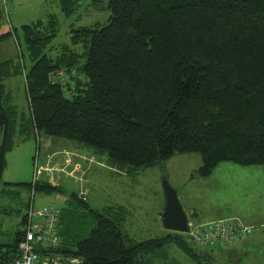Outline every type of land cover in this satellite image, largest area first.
<instances>
[{
    "label": "trees",
    "instance_id": "obj_1",
    "mask_svg": "<svg viewBox=\"0 0 264 264\" xmlns=\"http://www.w3.org/2000/svg\"><path fill=\"white\" fill-rule=\"evenodd\" d=\"M58 3L68 14L78 0ZM107 10L102 26L70 29L69 43L54 55V13L20 27L31 65L23 71L21 49L18 59L0 60V179L16 132L28 134L3 84L17 75H24L35 137L74 141L111 168L164 164L176 153L200 155L198 177L222 161L264 164V0H107ZM58 71L64 82L53 78ZM1 185L0 196L13 200L22 189L60 190L48 179ZM56 207L58 242L35 249L61 256L63 264L73 257L78 264H150L149 255L168 242L197 258L180 232L132 238L123 229L128 212L122 205L98 209L73 191ZM27 212L12 229L0 220V264L18 257Z\"/></svg>",
    "mask_w": 264,
    "mask_h": 264
},
{
    "label": "rangeland",
    "instance_id": "obj_2",
    "mask_svg": "<svg viewBox=\"0 0 264 264\" xmlns=\"http://www.w3.org/2000/svg\"><path fill=\"white\" fill-rule=\"evenodd\" d=\"M0 9V34L14 28V33L11 31L10 37L0 42V60L18 59L21 49L25 60L23 71H27L31 65L20 34L23 24L54 13L58 20L57 35L51 41V55H54L61 45L69 43L70 29L93 24L102 26L109 15L107 0H78V5L72 6L68 14L61 11L58 0H0ZM15 32L18 40L14 36ZM3 84L7 101L15 108L18 117L24 115L23 123H26L28 134L23 138L16 132L14 145L6 152L0 187L4 182L34 184L48 179L60 188L50 193L22 189L16 200L0 196V205H5L3 207L7 209L4 213L0 211L3 214L0 220L5 221L6 229H12L14 221H19L20 215L31 206L34 209L48 205L62 207L71 192L82 190L92 207L124 206L128 215L123 229L132 238L137 241L156 238L171 231L164 228L161 221L165 206L162 180L165 178L176 191L191 222L198 224L219 219H239L252 225L254 230L232 243L218 241L216 249L210 245L197 246L189 242L196 259L184 253L176 243L168 242L149 255L150 264H264V164L240 165L222 161L209 176L198 177L194 173L202 164L200 155L176 153L164 164L156 162L152 166L127 172L109 167L102 157L86 156L85 152L89 150L83 148L82 151L75 150L79 154L75 151L71 154L65 152L68 156L79 158L73 166L79 173L76 177L71 175L66 178L61 160L47 167L50 176L46 175V170L38 175L36 166L44 163V142L49 137H35L33 134L24 75L9 77ZM1 140L2 131L0 143ZM66 141L75 144L74 141ZM36 155L39 160L35 165ZM86 163L90 166L87 176L84 168ZM55 172H61L60 178Z\"/></svg>",
    "mask_w": 264,
    "mask_h": 264
},
{
    "label": "built area",
    "instance_id": "obj_3",
    "mask_svg": "<svg viewBox=\"0 0 264 264\" xmlns=\"http://www.w3.org/2000/svg\"><path fill=\"white\" fill-rule=\"evenodd\" d=\"M55 79L65 81L67 77L62 71L56 72ZM47 167H36V174ZM60 209L56 206H45L27 212V223L22 228V238L18 243L19 255L12 264H63V259L55 254L40 255L35 246L50 248L57 244L58 236L56 222ZM254 227L246 225L239 219H219L195 224L188 220V229L185 234L187 241L197 246L213 245L218 241L234 242L243 239L251 233ZM80 259L70 258L67 263L78 264Z\"/></svg>",
    "mask_w": 264,
    "mask_h": 264
},
{
    "label": "crops",
    "instance_id": "obj_4",
    "mask_svg": "<svg viewBox=\"0 0 264 264\" xmlns=\"http://www.w3.org/2000/svg\"><path fill=\"white\" fill-rule=\"evenodd\" d=\"M44 145L46 147L45 148L46 152H45V160H44L42 167L53 166L54 162L61 160L62 161L61 165L63 166L62 172L65 173L64 175L67 174L66 178L72 177V176L76 177V175L79 174L78 170L73 169L74 163H76L79 158L75 157V156H68V154H66L65 152H67V153L69 152L71 154V153H74L73 151H75L76 149L82 151L81 150V149H83L82 147L75 145L71 142H68L64 139H58L55 137L47 138L44 142ZM89 151L85 152L86 156L91 157V158H99L97 155H94L91 151L90 152ZM75 152L78 153L77 151H75ZM61 155H63V156H61ZM84 168H85V173L88 172V169L90 168L89 164L86 163V167H84ZM71 172H72V174H71ZM47 173H48V171H47ZM55 173H57V172H55ZM60 173L61 172L57 173V177H59ZM49 174H51V172H49ZM49 174H47V175L50 176ZM83 174H84V172H83ZM85 175L87 176V173ZM73 179L75 180L76 178H73ZM82 189L84 190V188H82ZM78 192L80 194L84 195L82 190H78ZM84 196L86 197V195H84Z\"/></svg>",
    "mask_w": 264,
    "mask_h": 264
},
{
    "label": "water",
    "instance_id": "obj_5",
    "mask_svg": "<svg viewBox=\"0 0 264 264\" xmlns=\"http://www.w3.org/2000/svg\"><path fill=\"white\" fill-rule=\"evenodd\" d=\"M162 188L165 196V206L161 214L164 228L184 233L188 229V218L180 204L176 191L169 185L167 180H162Z\"/></svg>",
    "mask_w": 264,
    "mask_h": 264
}]
</instances>
